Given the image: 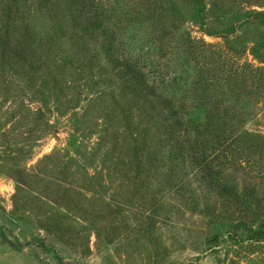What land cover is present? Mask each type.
<instances>
[{"label": "rangeland", "instance_id": "374dc122", "mask_svg": "<svg viewBox=\"0 0 264 264\" xmlns=\"http://www.w3.org/2000/svg\"><path fill=\"white\" fill-rule=\"evenodd\" d=\"M144 1L0 0V264H264L251 230L264 229V199L241 200L264 197V138L250 135H264V0L164 1L118 19ZM161 14L181 23L168 38L152 24ZM185 31L206 43L208 61L178 53ZM106 43L149 78L162 71L164 94L209 65L217 106L233 105L231 123L249 133L209 152L226 191L166 156L148 93ZM170 78L174 91L162 88ZM204 108L191 115L204 120Z\"/></svg>", "mask_w": 264, "mask_h": 264}, {"label": "trees", "instance_id": "16d2710c", "mask_svg": "<svg viewBox=\"0 0 264 264\" xmlns=\"http://www.w3.org/2000/svg\"><path fill=\"white\" fill-rule=\"evenodd\" d=\"M164 1H168L171 4L172 0H145L143 3L144 5L141 6L139 4H137V7L128 5V8L121 11L122 16H118V19L122 20L128 18L127 15L129 14H127V11H130L133 16H141L143 14H150L151 16L153 10H158V12H160L166 9L161 3ZM212 2L215 4L216 0H213ZM172 7H174L173 3ZM152 18L155 22L152 24L158 23L156 25H160L158 28V30L161 29V32H159L160 36L166 38L171 36L170 33L173 34L176 31L178 32V29L181 27L178 17L170 19L171 22H167L168 16L166 14H161L160 16L152 15ZM165 23H167L170 28L164 29V27H166ZM182 34H184L183 36L185 37L183 41H181V43L184 44V49L183 53H178L191 57L195 62L200 60L206 62V59L208 61L210 56L202 51L204 49L203 46L206 43L202 40L201 44L198 43L200 40L190 36V33L186 31ZM103 45L105 46V44ZM110 49L111 44L106 43V54L109 57L113 56V58L123 65L121 70L122 75L128 77L132 84L138 86L136 87L137 91L143 90L145 93H148L149 99L147 101L150 103L151 110L154 112L156 111L160 121L163 122L161 127L165 130V137H163L162 140L168 146L169 150L166 156L168 157L171 154V159L180 158L181 162H184V159L186 158V160L190 162L194 173L198 171H207V175L211 179L210 184L213 183V186L226 191V183L224 181H219V170H215V168L211 167L210 155L212 153L209 152L215 151L219 145L227 144V146H230L231 143L249 133L246 130L237 129L231 123L232 120L240 121L239 113L235 112L233 105L228 106L222 104L220 108L217 106L220 104V99L215 98L212 93V90L217 84V81L213 80V77H215L216 74L211 72L209 65L207 66V64L204 63L200 65L196 64L191 72L189 84L177 88V90H179V95L176 96L166 93L164 94L159 91V83L161 81L159 80L158 72L162 71L154 73V75L149 78L145 65H143L139 59H135L128 55L125 48L119 47L121 52L118 53L117 57L113 55V52ZM211 53L212 52L210 51V54ZM244 67L243 72L246 75H252L262 69L259 66H254L253 68ZM173 79L174 78L171 80L170 78L169 82H167L162 88H170L174 91V88L178 87V84L174 82H179V80L176 78ZM171 81L174 82L171 83ZM201 107H205L204 120L191 115L193 109ZM250 135L256 138L259 137L258 139L264 138V135L260 133L251 132ZM143 136H145V131ZM135 140L136 143L140 142L145 144V141H139L137 138H135ZM174 149L175 152L172 151ZM133 158L136 162L135 172L138 176L143 170H140L143 167V162L138 158L135 150ZM213 178L217 182H212L214 181ZM175 186L176 189H181L182 183ZM222 194L228 195V193L225 192H222ZM263 199L264 197L251 192L249 193V197L245 199L242 198L241 200L244 203L254 202V206L259 207L262 205L261 201ZM246 210L247 207L244 206L242 211ZM258 227L256 229H251L250 227V229L254 235L257 236V240L264 239V229Z\"/></svg>", "mask_w": 264, "mask_h": 264}]
</instances>
